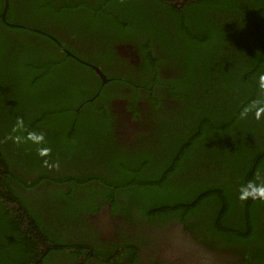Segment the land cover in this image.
<instances>
[{
	"label": "trees",
	"instance_id": "obj_1",
	"mask_svg": "<svg viewBox=\"0 0 264 264\" xmlns=\"http://www.w3.org/2000/svg\"><path fill=\"white\" fill-rule=\"evenodd\" d=\"M171 1L9 0L3 19L0 0V238L26 249L0 252V264H47L52 252L78 257L97 199L116 207L128 191L115 188H129L152 222L192 228L208 220L264 264V0ZM107 7L122 12L123 39L157 44L156 75L158 65H176L153 82L175 103L128 147L114 139L107 101L95 97V62L64 43L92 39L112 56L111 43L94 36ZM103 132L113 143L96 140ZM88 145L97 152L91 160L82 155ZM51 165L59 170L46 175Z\"/></svg>",
	"mask_w": 264,
	"mask_h": 264
},
{
	"label": "flooded vegetation",
	"instance_id": "obj_2",
	"mask_svg": "<svg viewBox=\"0 0 264 264\" xmlns=\"http://www.w3.org/2000/svg\"><path fill=\"white\" fill-rule=\"evenodd\" d=\"M179 1L181 0L171 2L177 4ZM104 11L106 18L94 36L95 39L111 43L112 56L106 45H98V42L92 39H90L92 42L88 44V41L66 37L65 40L70 42L64 43L84 53L80 56L72 54L81 61L87 58L89 61L102 63H90L92 68L95 65L103 74V76L100 75L93 68L97 77L99 76L102 80L95 97H102L107 101L108 109L117 117L114 125V139L117 143L128 147L135 141H140L143 133L150 134L154 131L155 115L161 114L166 106L172 107V103H175L166 95L169 92L165 88L161 89L153 82L167 78L172 71L176 70V65L160 64L156 67L160 75H156L157 73L152 71L150 54L157 53V44L155 42H130L123 39L128 24L123 22L119 24L118 15L122 12L114 8L112 10L110 7ZM143 37L145 41L146 36ZM143 43L149 47L142 50ZM59 44L67 50L60 40ZM67 51L70 52V50ZM153 93L159 97L160 102L152 99ZM108 124L113 127V123ZM46 125L47 123L41 124V128H45ZM56 134L62 136L60 132ZM96 140L106 145L113 143V141L110 142L112 139L108 138L105 132ZM87 147L89 151L87 153L83 151L82 155H86L85 159L91 160V155H96L97 152L95 149L92 151L93 148L90 145ZM57 170L59 169L51 165L45 173L48 175ZM62 185L71 187L68 183ZM17 188L20 193L32 194V190L27 191L22 186H17ZM115 189L116 193L128 191L126 195L116 198V207L112 206L111 201L105 200L104 196L97 199L100 202H97L95 211L88 213L86 222L83 224L86 233L80 240L79 251L81 253L79 256L69 257L68 251L64 255L52 252L48 256L47 264H107L106 261L111 258H113L112 264H133L130 260L129 247L137 252L139 264H261L256 259L259 258L257 253L231 244L228 242L229 239H222L220 230L211 229L208 220L202 222L203 226L196 224L192 228H186L183 222L174 219L163 218L152 222L145 216L141 204L136 200H129L131 198L129 188ZM10 206L12 207L13 204ZM67 237L72 239L71 232H68ZM7 244L9 240L3 244L0 251L4 254L3 256L9 258L20 256L23 250L21 247L26 251L25 246L20 245L21 247L14 248L9 245L7 248ZM99 249H104L105 256L96 252ZM49 250L50 246L47 244L42 254Z\"/></svg>",
	"mask_w": 264,
	"mask_h": 264
},
{
	"label": "water",
	"instance_id": "obj_3",
	"mask_svg": "<svg viewBox=\"0 0 264 264\" xmlns=\"http://www.w3.org/2000/svg\"><path fill=\"white\" fill-rule=\"evenodd\" d=\"M174 3V2H173ZM8 6H9V0H5V8L2 12V17L3 19L5 18L6 12L8 10ZM55 39V38H54ZM56 42H59L57 39H55ZM69 54H72V52H69ZM93 68L100 74L103 76L102 72L100 71V69L98 67H96L95 65H93Z\"/></svg>",
	"mask_w": 264,
	"mask_h": 264
},
{
	"label": "rangeland",
	"instance_id": "obj_4",
	"mask_svg": "<svg viewBox=\"0 0 264 264\" xmlns=\"http://www.w3.org/2000/svg\"><path fill=\"white\" fill-rule=\"evenodd\" d=\"M1 240H2V241H7V240H9V239H8V238L6 239V238L3 236V237L0 238V241H1Z\"/></svg>",
	"mask_w": 264,
	"mask_h": 264
},
{
	"label": "clouds",
	"instance_id": "obj_5",
	"mask_svg": "<svg viewBox=\"0 0 264 264\" xmlns=\"http://www.w3.org/2000/svg\"><path fill=\"white\" fill-rule=\"evenodd\" d=\"M55 38V37H54ZM55 40V39H54Z\"/></svg>",
	"mask_w": 264,
	"mask_h": 264
}]
</instances>
